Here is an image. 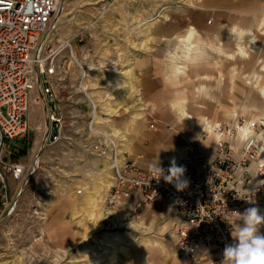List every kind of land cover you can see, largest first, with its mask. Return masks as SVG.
Wrapping results in <instances>:
<instances>
[{"label": "rangeland", "instance_id": "rangeland-1", "mask_svg": "<svg viewBox=\"0 0 264 264\" xmlns=\"http://www.w3.org/2000/svg\"><path fill=\"white\" fill-rule=\"evenodd\" d=\"M58 9L54 37L71 40L73 54L86 73L82 84L88 83L85 88L87 95L92 97L89 91L94 87L96 91L105 93L101 95L102 99L112 97L108 94L113 89L110 84L114 83V68L124 62L123 59H130L134 53L146 47L166 46V40H173L153 37L156 33L163 35L170 31H181L188 18L199 19L212 11L217 15H251L252 18L255 15L264 18V0H61ZM217 29L223 31L222 27ZM258 29L253 37L246 33L247 39L244 33L231 29L235 32L216 33L214 38H202L203 43L199 44L233 47L238 40L249 58L264 60V28L260 32ZM186 30L192 28L187 27ZM79 39L81 41L77 42ZM172 46L177 45L173 43ZM183 46L186 53L189 47L182 45V51ZM235 47L241 50L238 45ZM240 52V56L244 55ZM57 63L61 72L50 83L56 96L53 104L56 113L63 119V128L57 141H47L46 136L43 139L47 128V110L52 103L30 105L27 119L31 130L23 140L10 143L13 157L9 161H30L33 167L19 188L8 216L0 224V264H132L141 260L146 252L139 242L149 233L145 229L129 228L131 222L140 223L141 219L127 216L117 225L112 224L109 218L102 219L99 228L84 236L82 234V227L87 223L86 210L87 217L92 221L97 222L101 215L96 216L91 211L89 214L91 198L87 199L89 192L83 189L84 184L78 179L95 177L93 161L96 158L91 145L96 140H102L104 144L105 141L89 134L88 123L92 111L79 90L78 66L66 52L61 54ZM40 88L41 85H38L37 93ZM258 92L262 94L263 91L258 89ZM249 98L242 102L202 101L192 104L207 110L209 122L215 115L216 131L233 124L235 119L239 125L245 120L244 126H236L237 132L239 128L249 127L254 122L259 139L264 131V117L261 116L264 101ZM132 99L125 101L117 96L115 101H110L114 105L109 107L108 103L93 98L99 107L96 114L91 115L94 131L117 142L115 138H119V135H113L116 128L114 117H119L121 113L135 116L141 110L151 112L148 103L135 101L134 96ZM174 104L171 103L173 109L182 110L183 103ZM243 106L246 108L244 111ZM223 110H233L230 113L235 117L230 118V114ZM123 117L117 120L122 121ZM144 119L148 127L154 121V117L149 115ZM149 129L159 128L155 123ZM207 137L206 131L199 135L203 140ZM259 153L258 148L257 159L264 162L263 158H259ZM103 161L107 162V158L104 157ZM8 183L11 192H14L17 183L10 179ZM77 189L82 190L81 194L75 193ZM103 208L109 211L107 207ZM142 222L146 226L151 219H143Z\"/></svg>", "mask_w": 264, "mask_h": 264}, {"label": "built area", "instance_id": "built-area-1", "mask_svg": "<svg viewBox=\"0 0 264 264\" xmlns=\"http://www.w3.org/2000/svg\"><path fill=\"white\" fill-rule=\"evenodd\" d=\"M60 2L0 0V224L8 216L19 188L33 167L30 161H9L13 157L11 141L23 140L31 130L27 119L29 106L52 103L47 110L44 131L47 141H57L63 128V119L53 104L56 96L50 80L61 72L57 62L63 52L73 62L76 60L71 40L54 37ZM38 85H41L39 93ZM80 92L94 111L84 92ZM244 121L239 125L235 119L233 124L217 129L219 138L209 154L200 152L195 144L185 146L183 156L176 162L186 167L189 186L178 192L162 178H153L151 166L143 168L123 159L117 142L111 138L105 140L90 129V117L89 134L105 141V144L102 140L92 143L93 155L98 160L107 158L112 176L105 206L115 209L135 195L130 209V214H135L163 199L180 216L175 230L180 264H221L225 246L234 243L231 225L234 226L235 212L243 213L249 207L264 210V163L257 159V125L253 122L251 135L238 143L236 125L242 126ZM51 122H55L58 129L52 141ZM154 124L152 121L149 127L153 128ZM235 146L239 150L237 157L232 149ZM170 162L160 163L165 174ZM9 179L17 183L14 192L10 190ZM81 192L80 189L75 191L77 195Z\"/></svg>", "mask_w": 264, "mask_h": 264}, {"label": "crops", "instance_id": "crops-1", "mask_svg": "<svg viewBox=\"0 0 264 264\" xmlns=\"http://www.w3.org/2000/svg\"><path fill=\"white\" fill-rule=\"evenodd\" d=\"M186 23L181 31H170L163 35L156 33L153 36L173 39L166 40V46L146 47L145 50L134 53L133 57L125 58L124 62L116 65L112 80L114 83L110 84L113 89H110L108 94L112 97L107 96L106 99H102L101 95L105 93L96 91L94 87L91 88L93 91H89L92 97L87 95L93 103H95L94 98L102 103H108L109 107L112 104L110 101H115L117 96L125 101H132L134 96L135 101L148 103L150 113L141 110L135 116H124V113H121L119 117H114L116 128L113 131L119 135V138L115 139L121 157L136 162L143 168L150 167L158 160L160 163L171 161L173 158L179 160L188 144L197 145L203 154H209L214 150L215 141L219 138L215 115H212L214 119L209 122L206 117L207 110L192 103L242 102L250 100L249 97H253L252 100L264 101V66L261 67L264 65V60L255 59L254 54L253 58H249L238 40L235 45L241 50L236 49L235 45L228 47L222 44H199L203 43L202 38H214L216 33L221 32L239 31L244 33L245 38L246 33H250L253 37L256 28H259V32L264 28V18L255 15L253 18L251 15H217L212 11L211 14L201 15L199 19L188 18ZM187 27H191L192 30L185 31ZM217 27H222L223 31ZM231 29L235 31L232 32ZM243 36L241 38H244ZM173 43L177 46H172ZM182 45L189 46L187 53L184 46L182 51ZM240 51L244 55L240 56ZM258 89H262V94ZM178 101L183 103V113L171 107V103ZM95 104L97 108L98 103ZM242 109L244 111L246 108L243 106ZM110 110L116 111V109ZM223 111L229 113L230 118L235 117L230 113L233 110ZM146 115L154 117L158 130L149 129L148 122L144 119ZM261 116L264 117V111ZM120 117L124 119L117 120ZM205 131L208 137L203 140L199 135ZM240 142L242 141L238 131V143ZM232 149L234 156L237 157L238 147ZM93 165L95 177L91 179L81 177L78 181L83 182V189L89 192L87 199L94 198L97 202L99 211L95 214L101 216L97 217L99 218L97 222L92 221L87 217L88 209L86 210L87 223L82 227L83 236L99 228L102 219L109 218L111 223L116 225L127 216L142 221L151 219L146 226L142 221L129 224L132 230L145 229L146 233H149L148 237H142L139 242L146 252L142 254L141 260H136L132 264H180L175 249V230L180 223V216L175 208L167 201L159 199L152 205L137 210L135 214H130V209L136 200V196L133 195L123 205L112 210L108 209L109 211L104 210L112 176L106 161L96 159ZM116 212L120 214L119 221L110 218ZM237 223L242 225L243 222ZM260 232L264 234V226H261Z\"/></svg>", "mask_w": 264, "mask_h": 264}, {"label": "clouds", "instance_id": "clouds-1", "mask_svg": "<svg viewBox=\"0 0 264 264\" xmlns=\"http://www.w3.org/2000/svg\"><path fill=\"white\" fill-rule=\"evenodd\" d=\"M151 170L153 178H162L165 183L172 184L178 192L189 186V180L185 177L186 167L178 165L174 158L167 174L160 166L159 160L151 165ZM235 214L234 226L231 225L234 243L225 246L221 264H264V234L260 232L261 226H264V214H261L257 207H249L243 213L237 211ZM236 221L243 223L241 225Z\"/></svg>", "mask_w": 264, "mask_h": 264}, {"label": "bare ground", "instance_id": "bare-ground-1", "mask_svg": "<svg viewBox=\"0 0 264 264\" xmlns=\"http://www.w3.org/2000/svg\"><path fill=\"white\" fill-rule=\"evenodd\" d=\"M59 10V9H58ZM58 12V11H57ZM189 47V46H188ZM191 48V47H190ZM72 53H73V51H72ZM187 53V52H186ZM73 56H74V54H73ZM74 58H75V56H74ZM75 60H76V58H75ZM75 63V62H74ZM77 66H78V68L79 67H81L82 68V71H80V68H79V71H80V83H79V88H80V90L82 91V92H84V94H85V96L89 99V102H91V106H93V108H94V111H92L91 112V114H90V117H91V115H95L96 114V105L94 106V104L95 103H93V101L87 96V91L85 90V88H86V86L88 85V83L87 82H84L83 84H82V81H84L85 80V78H86V73H85V70H84V68L78 63V61L76 60V63H75ZM182 104L180 101H178V102H175V104ZM174 104V105H175ZM180 113H183V111L182 110H180ZM183 115V114H182ZM184 117H186V115H184ZM92 118V117H91ZM187 118V117H186ZM188 119V118H187ZM235 122V121H234ZM246 123V122H245ZM93 125H94V123H93V121H92V125H91V130L94 132V133H96V134H100L101 136H102V138H104L103 137V135H102V133H100L99 131H94V129H93ZM252 125V123H250L249 124V127L248 126H246V127H244V128H239L238 129V131H239V133H240V141H243L246 137H248L249 135H251V133H252V131H251V129H250V126ZM236 126H238V125H236ZM244 126V125H243ZM211 127V126H210ZM238 127H240V126H238ZM212 130V129H211ZM215 130V129H214ZM113 135L114 136H116V132L115 133H113ZM237 136H238V132H237ZM44 138L43 139H45V135L43 136ZM42 139V140H43ZM105 139V138H104ZM105 140H107V139H105ZM259 141V151H260V153H259V158H263L264 159V149H263V146H264V131L261 133V136H260V138L258 139ZM257 157H258V152H257ZM260 163H264V162H261L260 161ZM89 205H90V211H91V213L92 214H94V215H96L95 213L97 212V211H99V207H98V205H97V202L95 201V199L94 198H91V200H90V202H89ZM260 212L261 213H264V210H260ZM100 214H98V216H99ZM110 218L111 219H113V220H116V221H119L120 220V214L119 213H114L113 215H111L110 216Z\"/></svg>", "mask_w": 264, "mask_h": 264}, {"label": "water", "instance_id": "water-1", "mask_svg": "<svg viewBox=\"0 0 264 264\" xmlns=\"http://www.w3.org/2000/svg\"><path fill=\"white\" fill-rule=\"evenodd\" d=\"M50 127H51V137H50V140L52 141V139L57 136L58 129H57V126H56L55 122H51Z\"/></svg>", "mask_w": 264, "mask_h": 264}, {"label": "trees", "instance_id": "trees-1", "mask_svg": "<svg viewBox=\"0 0 264 264\" xmlns=\"http://www.w3.org/2000/svg\"><path fill=\"white\" fill-rule=\"evenodd\" d=\"M22 152H24V150H22Z\"/></svg>", "mask_w": 264, "mask_h": 264}]
</instances>
